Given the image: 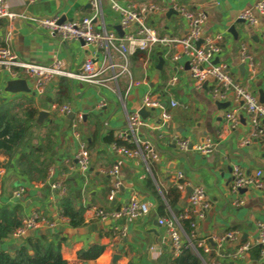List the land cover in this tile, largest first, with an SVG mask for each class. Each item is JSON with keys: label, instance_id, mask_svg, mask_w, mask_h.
<instances>
[{"label": "crops", "instance_id": "crops-1", "mask_svg": "<svg viewBox=\"0 0 264 264\" xmlns=\"http://www.w3.org/2000/svg\"><path fill=\"white\" fill-rule=\"evenodd\" d=\"M91 0H5L7 9L28 17L59 15L65 20L92 15ZM259 0H118L121 4L145 5L156 3L168 10L149 14L146 25L159 37H181L186 32V22L175 11L172 4L205 12L207 20L203 26L204 35H222L221 52L214 63L226 64L234 81L239 82L256 95L264 105V42L262 30L264 19L258 15V24L250 25L239 18V14L253 9ZM257 14L256 12H254ZM98 29L105 27L120 35L116 29L119 15L108 2L102 5V14L94 21ZM7 20L0 19V46H8L20 61L39 65H50L59 61L64 69L79 72L90 55H96L99 63L107 57L103 49L84 46L79 40L62 41L39 27L31 19L17 20L8 41ZM135 26L127 30L132 32ZM180 50L178 46L174 48ZM165 47L157 45L147 52L146 58L130 57L129 70L132 78L140 83L126 95L127 76L120 75L113 84L116 92L104 87L82 83L68 77L52 78L41 93L34 91L35 79L20 72L29 92L9 90L8 81L15 79L6 68L0 67V105L14 112L33 107L37 110L35 121L24 143L11 157L0 155V206L8 209L18 207L19 220L36 212L51 220L62 216L60 201L68 197L75 209L80 211L83 222L72 227L67 222L56 228L42 227L27 232L26 236H45L48 241L60 246L62 258L68 264H170L171 255L168 238L158 218L179 213L186 204V193L195 186L203 187L210 200L205 216L199 221L198 238L219 236L226 231L236 230L237 240H227L222 246L224 254L233 253L243 242L255 243L257 224L264 223V189L252 187L234 192L231 188L233 166L240 167L246 174L262 170L264 179V133L255 135L247 114L241 113L233 129L225 125L224 114L230 107L239 105L231 92L225 99L214 96L215 81L208 78L201 87H196L188 71L187 57L181 56L176 62L163 56ZM242 50L246 59L242 60ZM110 57L115 62L121 58L115 51ZM162 63L159 66V61ZM176 71L178 81L171 89V96L165 95L168 77ZM161 95V103L169 112L170 119L162 121L160 108L145 109L141 116L143 124L136 134L138 139L148 138L156 150L154 160L145 162L141 157L128 158L114 152L106 138L128 130L127 115L141 109V99L146 92ZM178 105L169 106V99ZM68 104L70 112L60 113L52 105ZM46 114L38 121V113ZM81 118L78 119V115ZM264 125V117L260 120ZM79 139L83 140L90 155V168L85 176L77 167L75 155ZM189 139L198 143L209 137L214 142L211 154L193 150L181 151L174 138ZM248 142H245V140ZM48 141V143H47ZM49 144L44 158L46 170L43 178L38 172L29 178L16 164L21 153H29L32 147ZM118 165V178L122 183L113 200L108 199L112 178L107 171ZM182 174L180 179L178 173ZM61 184L65 192L54 189ZM25 187L21 197L14 198L12 190ZM180 187L181 199L170 207L164 194L172 187ZM131 194L153 204L150 211L137 218H107L100 220L92 215V208L111 211L124 204ZM160 200L164 204L160 210ZM124 229L123 236L115 235L117 229ZM15 229V228H14ZM13 229V230H14ZM12 230V231H13ZM119 231V230H118ZM25 237H14L12 232L3 238L0 249L13 255ZM21 239V240H19ZM94 244L104 246L95 260L84 262L78 258L79 251L87 250ZM211 251L206 255L207 264L224 261ZM214 251V252H213ZM228 264H264L257 244L241 256L225 259Z\"/></svg>", "mask_w": 264, "mask_h": 264}, {"label": "built area", "instance_id": "built-area-1", "mask_svg": "<svg viewBox=\"0 0 264 264\" xmlns=\"http://www.w3.org/2000/svg\"><path fill=\"white\" fill-rule=\"evenodd\" d=\"M108 2L110 8L118 13L119 25L122 30V35H117L113 31H108L104 28L98 29L95 26V20L102 14V5ZM92 8L91 16H84L78 19L60 21L59 15H51L48 17H28L24 14H17L7 9L5 0H0V19L7 20V35L9 41L11 34L14 31L15 22L17 20L31 19L36 24L46 30L49 34L58 37L62 41L82 40L84 46L96 50L103 49L108 60L103 58L99 63H96V55H90L83 63L82 69L79 72H70L64 69L59 61H55L50 65H39L20 61L17 56L10 50L8 46H0V67L9 70V73L14 78L20 77V72L28 77L35 79L34 91L41 93L48 82L58 77H68L82 83L97 85L116 92L113 84L117 83L120 75H126L127 87L125 94L127 95L130 89L140 82L135 81L129 70V58L137 51H151L157 45L165 47L163 56L171 62H176L182 55L187 57L188 71L193 79L196 87H201L203 83L212 78L215 81L213 89L214 96L218 99H225L227 94L231 92L234 100L239 103L236 107H230L224 114L225 125L228 129H233L239 122L241 113L247 114L250 124L254 127L255 135L264 133V125H260V120L264 117V105L259 102L255 94L244 87L237 81H234L227 71L225 63H214L213 59L221 52L222 35H204L202 32L203 26L206 23L207 16L205 12L198 10L192 11L179 4H172L170 9L175 11L186 22V32L181 37H159L155 31L146 25V19L149 14L157 11L168 10L167 7L156 3L145 5L136 4H121L118 0H91ZM256 12L257 14H255ZM264 19V0H259L253 4V9H247L239 14V18L247 21L250 25H257L258 16ZM135 26L132 32H127L128 29ZM262 40L264 42V29L262 30ZM178 46L180 50L174 48ZM111 51H115L121 58V62H115L110 57ZM244 50H242V60L246 59ZM178 81V74L174 71L171 74L164 88L165 95L171 96V89ZM161 95L152 92H146L141 99V108L156 109L160 108V117L162 121L170 119L169 112L161 103ZM178 105L174 98L169 99V106L175 107ZM52 107L60 113L70 112L68 104L55 105ZM81 115H78V119ZM128 130L119 132L118 139L131 144V147L126 145L110 144V148L128 158L141 157L145 162L155 160L157 153L152 142L148 138L138 139L137 132L143 124V119L139 111L131 112L127 115ZM79 140L78 150L75 155L78 169L87 176L90 168V155L86 143L79 139V135L75 134ZM177 147L181 151L193 150L201 154H211L214 151V142L209 137L202 139L198 143H192L189 139L174 138ZM245 142H248L246 139ZM107 174L112 178L111 190L108 194V199L111 201L115 197V193L122 186L118 178L119 167L113 165ZM231 188L234 192L244 188L264 189V179H262V170L258 169L253 174H246L240 167L233 166L231 171ZM182 174L179 172L177 178L180 179ZM54 189H59L60 193L65 192V187L61 184H53ZM182 188V187H181ZM25 187L17 186L12 190V196L19 198L25 193ZM210 206L206 190L201 186L191 188V191L186 197V204L183 209L177 213H171V216L158 218V224L165 229L166 236L169 242L171 257L178 256L184 248H190L198 253L200 249L204 254L209 255L212 242L215 247L218 257H222L224 261L217 264H228L226 258H236L247 252L253 244L260 247V255L264 257V223L257 224L258 234L255 243L246 241L241 243L233 253L224 254L222 246L227 240H237L239 233L236 230L226 231L219 236H211L210 238H198L197 228L199 221L205 216L207 209ZM153 204L147 200H142L136 194H131L127 201L118 208L106 211L102 208L93 207L92 215L94 218L105 220L111 218H137L147 214ZM182 220H189V230L186 231L182 226ZM68 218L60 216L56 220H51L39 213L33 212L28 217L20 219V225L12 231L14 237H25L27 232L40 229L42 227L56 228L60 223L67 222ZM115 235L123 236L124 229L115 228ZM119 230V231H118ZM214 252V251H213ZM202 264H207L205 258L202 259Z\"/></svg>", "mask_w": 264, "mask_h": 264}, {"label": "trees", "instance_id": "trees-1", "mask_svg": "<svg viewBox=\"0 0 264 264\" xmlns=\"http://www.w3.org/2000/svg\"><path fill=\"white\" fill-rule=\"evenodd\" d=\"M146 55L147 51L137 50L132 57L146 58ZM36 114L37 110L33 107L22 109L21 112H14L7 109L6 106L0 105V155L11 158L17 152L27 138ZM106 141L117 145L132 146L113 136L112 133L106 138ZM47 143L32 147L29 153H21L18 156L16 164L24 175L31 178L34 172H38L39 178H43L47 163L44 155L46 150L50 148ZM4 165L5 163L0 161V166ZM180 187L174 186L168 193L164 194L166 203L172 208L181 199ZM164 207L160 200V210H163ZM60 211L63 216L69 219L72 227H78L82 224L83 219L80 211L73 207L71 200L66 196L60 201ZM17 212V206L11 210L7 206H0V243L14 228L20 225ZM189 225V220H182V226L186 231L189 230ZM23 240L13 255L0 249V264H68L62 258L60 246L48 241L45 236L27 235ZM103 250V245L94 244L87 250L79 251L78 258L84 262L95 260ZM205 256L206 254L200 249L197 253L190 248H184L178 256L171 258L170 264H202V259Z\"/></svg>", "mask_w": 264, "mask_h": 264}, {"label": "water", "instance_id": "water-1", "mask_svg": "<svg viewBox=\"0 0 264 264\" xmlns=\"http://www.w3.org/2000/svg\"><path fill=\"white\" fill-rule=\"evenodd\" d=\"M63 20H65L64 17H60V21H63ZM116 29H117L118 33L120 35H122L123 32H122L121 27H120L119 24L117 25ZM79 41L82 44L84 43L82 40H79ZM161 63H162V59H160V61H159V66H160ZM8 86H9V90H11V91H25V92H29L30 91V88L28 87L26 80L22 79V78H15V79L9 80L8 81ZM145 113H146L145 109L141 108L139 110V114L141 116H144ZM45 114H46L45 111H40L38 113V119L37 120L40 121ZM190 191H191V188L189 189V191H187L185 199H186V197H187V195L189 194ZM21 200H23V197H21ZM19 240H21V239H19Z\"/></svg>", "mask_w": 264, "mask_h": 264}, {"label": "rangeland", "instance_id": "rangeland-1", "mask_svg": "<svg viewBox=\"0 0 264 264\" xmlns=\"http://www.w3.org/2000/svg\"><path fill=\"white\" fill-rule=\"evenodd\" d=\"M206 257V256H205Z\"/></svg>", "mask_w": 264, "mask_h": 264}]
</instances>
